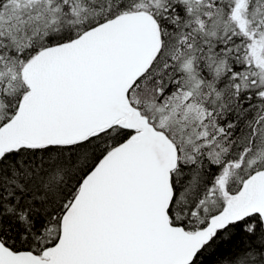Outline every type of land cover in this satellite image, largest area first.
Instances as JSON below:
<instances>
[{
  "label": "snow or ice",
  "instance_id": "6c2138e0",
  "mask_svg": "<svg viewBox=\"0 0 264 264\" xmlns=\"http://www.w3.org/2000/svg\"><path fill=\"white\" fill-rule=\"evenodd\" d=\"M0 264H264V0H0Z\"/></svg>",
  "mask_w": 264,
  "mask_h": 264
}]
</instances>
